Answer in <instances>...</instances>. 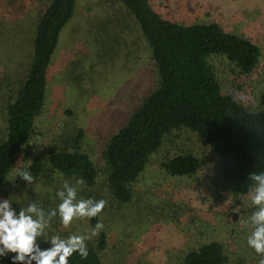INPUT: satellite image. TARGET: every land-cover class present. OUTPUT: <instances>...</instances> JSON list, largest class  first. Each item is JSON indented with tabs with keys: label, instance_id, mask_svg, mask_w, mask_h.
<instances>
[{
	"label": "rangeland",
	"instance_id": "1",
	"mask_svg": "<svg viewBox=\"0 0 264 264\" xmlns=\"http://www.w3.org/2000/svg\"><path fill=\"white\" fill-rule=\"evenodd\" d=\"M77 1L76 13L52 56L46 101L36 119L35 134L7 177L0 199H13L11 206L17 211L31 202L46 210L55 208L59 203L56 190L64 180L74 183L72 179L50 172L32 184L22 185L19 176L14 182L10 179L15 169L29 165L32 156L44 155L55 138L66 136L65 132L72 136L81 129V149L95 162L98 175L96 185L88 192L83 189L85 193L79 187L77 196L106 201L96 216V223H103L100 232H105L108 239L104 264H114L117 251L124 258L119 264H181L180 251L210 240L224 243L230 264H258L260 256L246 243L252 231L248 217L254 210L250 195H233L217 186L214 155L193 132L176 130L164 137L132 185L130 203L120 205L110 198L102 150L108 137L157 89L159 81L149 46L120 2ZM148 1L172 22L215 23L226 32L252 40L261 55L250 75L236 74L220 56L211 57L209 63L225 93L235 96L249 110H264L260 99L264 86V0ZM20 6L27 10L16 8ZM41 6L39 0H14L10 6L0 2L1 29L7 34L0 46V68L20 63L29 48V20L24 19ZM17 21L27 28L22 52L12 39ZM183 153L199 159L197 174L191 178L168 175L161 164ZM92 227L90 218H74L66 228L54 217L48 235L63 238L83 234ZM49 246L41 242L42 248Z\"/></svg>",
	"mask_w": 264,
	"mask_h": 264
},
{
	"label": "trees",
	"instance_id": "2",
	"mask_svg": "<svg viewBox=\"0 0 264 264\" xmlns=\"http://www.w3.org/2000/svg\"><path fill=\"white\" fill-rule=\"evenodd\" d=\"M13 1L0 0L8 6ZM116 1L138 24L159 82L157 89L108 137L102 150L110 198L120 205L130 203L132 185L144 172L149 157L160 148L167 134L182 129L193 132L213 153L217 186L233 195L250 194L254 182L249 173L264 171V110H249L235 96L225 93L209 59L223 57L236 74L248 76L259 63L260 48L252 40L226 32L215 23L172 22L156 12L148 0ZM39 2L43 6L24 19L29 20L30 35L22 63L0 68V192L35 134L36 119L46 101L52 56L78 3L77 0ZM21 6L16 8L27 10ZM18 22L13 24L12 39L22 52L27 28ZM1 27L0 18V46L7 36ZM260 99L264 106V86ZM65 134L55 138L44 155L32 156L27 168L33 182L47 172L73 182L82 178L81 192L85 193L83 189L88 192L97 183V166L81 149L82 130L72 136ZM161 167L172 177L191 178L197 174L200 161L191 153H183L166 160ZM21 181L22 185L27 184ZM97 220L90 218L92 225ZM106 236L100 232L86 241L87 258L73 253L69 264H104ZM114 255V264L124 259L118 251ZM180 258L181 264H230L226 247L218 240L188 247L180 251ZM0 264L12 261L10 257H0Z\"/></svg>",
	"mask_w": 264,
	"mask_h": 264
},
{
	"label": "clouds",
	"instance_id": "3",
	"mask_svg": "<svg viewBox=\"0 0 264 264\" xmlns=\"http://www.w3.org/2000/svg\"><path fill=\"white\" fill-rule=\"evenodd\" d=\"M17 176L27 184L33 183L34 177L27 167L15 169L10 181L14 182ZM249 179L254 182L249 194L250 206L254 210L248 217L252 231L246 237V243L260 256L258 264H264V171L249 173ZM83 184L82 178H76L74 183L62 181L61 187L55 192L59 203L47 210L31 202L17 211L11 206L13 199H0V257L14 253L10 257L12 264H69L73 253L87 258L86 241L99 235L103 228L102 222L98 221L83 234H71L63 238L48 235L54 217H58L67 228L74 218H92L102 211L106 203L104 199L77 197L79 186ZM42 241L50 246L42 248Z\"/></svg>",
	"mask_w": 264,
	"mask_h": 264
}]
</instances>
